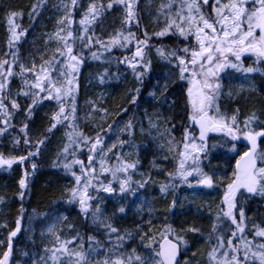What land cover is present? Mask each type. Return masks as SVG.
<instances>
[{"label":"snow or ice","instance_id":"1","mask_svg":"<svg viewBox=\"0 0 264 264\" xmlns=\"http://www.w3.org/2000/svg\"><path fill=\"white\" fill-rule=\"evenodd\" d=\"M45 2L46 0H37V3L31 6L30 19L39 15L38 10ZM173 4H176L174 13H172ZM71 5L73 8L76 7L77 0H71ZM208 5L209 0H178V3L177 0H170L168 4H162L159 10L164 15V26L160 31L153 33V36L176 35L183 39L184 46L166 50L163 45H160L156 47V52L169 63L174 62L173 66L179 70L178 79L186 82V107L189 109L187 114L189 126L184 127L180 141H176L175 137L171 136V131L175 128L174 124L171 129H166V133L170 136L167 140V150L169 153L175 152L174 158L177 163L175 171L167 174L168 182L160 184L159 191L167 195L170 189L176 188L173 181L177 179L181 184H188L192 187L193 185L189 183L190 177L196 179L198 186L214 187L212 175L201 167L203 160L209 155L210 147H216V145L209 146V133L223 134L232 141L243 137L247 142V150L239 155L231 176L227 178L215 217L216 222L229 221L230 229L225 238V235L216 234L218 223H213L212 232L209 233L208 238L211 240L215 236L216 243L208 252V261L209 264H264V242L256 243L257 238L264 241V227L253 225V239L244 238L247 217L241 199L255 196L264 198V149L258 146V140L264 138V124L258 125V130L253 128L251 125L257 119L253 114L245 119L241 127L237 114L230 117L223 115L218 103L222 94L221 74L227 73L228 70L245 74L254 72L264 74V69L259 67L260 64H264V0H227V2L215 0V3L211 5V13L206 14L204 7ZM114 6L124 7L123 24L130 26L135 21L139 26L134 10L135 0H109L106 5L93 0L88 4L79 21L82 32L79 37H76L72 31V9L64 3L58 5L57 7H62L65 11V15L57 21V31L54 33L60 46L53 51L49 59L44 60L41 57L42 62L38 68L35 62L31 67L20 63L18 51L12 50L27 33V29L18 31L21 26L15 22L23 13L11 11L7 16L10 52L6 55H10L11 59L0 60V116L3 117L0 119V135L5 134L12 127L10 120L13 113L20 110L17 100L10 99L8 90L10 79L19 75L24 87L17 95L31 99L25 112L26 119L30 120L36 107L47 100L54 101L58 110L53 112L50 127L46 129V132L51 134L57 125L65 121L69 123L71 131L66 133L68 143L58 154L57 160L53 161V166H62L65 172L70 173L74 179V186L68 189L67 203L78 204L79 212L83 214L86 222L90 221L91 225L98 227L106 236V240L101 241L89 235L85 241L83 235L76 232L70 239H61L60 234L56 232L55 225H52L47 230L48 234L53 237L52 247H45L44 255H41L38 260H33L32 264H181L178 257L182 247L187 250L188 245L185 234L189 232L198 234L201 231L193 225L185 227L186 222L182 223L177 231L171 223L166 222L163 231L157 237L151 230V220H149L146 222L150 226L148 232H142L140 225L135 226V232L145 250L144 254L139 253L136 248L127 251L125 242L132 238L133 233L127 229L121 232L113 222V217L126 214V208L121 205L111 216H106L101 205L95 203L101 199L100 193H105L109 198L119 196L122 200L128 194L134 195L138 189L144 188L152 180L150 175L145 176L144 174H141L144 176L143 179L133 180L132 173L137 169L139 159L129 162L121 156L119 151H114V149L123 148L124 141L106 146L103 136L107 135V132L103 127L95 137H89L77 130L74 124L76 112L74 85L79 67L83 63L82 52L74 51L77 39L84 49L90 50L94 45H99L104 52H110L114 47L127 50L134 42L135 51L132 56L124 57L119 62L127 64L133 70L135 78L141 82L144 75L150 71L151 61L146 59L145 50L149 47L148 42L152 37L146 31L143 39H140L131 31L125 34L123 30H117L109 37L107 43L95 36L94 32L89 34L90 27ZM51 39L52 37H49V40ZM100 54L92 52V59H99ZM246 54L255 57V67L244 66L243 58ZM17 64L18 73L14 71V65ZM101 82L103 83V76H101ZM158 87L160 96L157 97L155 91L150 95L160 100L161 103L174 107L176 101H169L167 95L169 85L167 83L163 86L158 84ZM138 94L139 89H136L130 103H136ZM68 99L72 100L70 108H66ZM100 111L107 115V110L101 109ZM157 119H159V113H157ZM149 123L152 127H156L151 118ZM165 123L171 124V118H168ZM194 127H198V136L195 131H190V128ZM132 128V121L129 120L121 131L131 135ZM111 130L112 125H109L108 131ZM20 132L23 133V144L29 149L34 148L35 151H28L26 155L21 156H5L0 153V168L10 169L14 164H24L40 154L41 146L45 144L46 138L33 142L28 136L27 123L22 125ZM163 135L161 134L162 137ZM13 143L19 145L20 138H15ZM81 145L88 146L87 164L76 158V152L71 153L73 158L68 161L69 149L75 147L80 150ZM161 147L163 148L164 145ZM236 150V144L233 143L231 151ZM61 156L63 160L60 159ZM113 158L115 162L110 163ZM163 159L167 160L168 156L165 155ZM97 163L99 171L95 167ZM75 165L79 166V175L73 170ZM153 166H155V161H153ZM31 167L35 172L37 165L33 163ZM29 175V172L25 170L19 180L18 195L21 201L28 187ZM93 192L96 195H93ZM176 206L177 200L173 199L167 211L172 212ZM20 211L23 214V206ZM137 211H143V208H138ZM61 219L66 220L67 218L62 217ZM15 224L16 228L10 231L6 238V248L0 255V264H10L13 255V238L21 231V218H17ZM0 227L6 228L7 225ZM232 227L235 231H231ZM238 233L239 236H237ZM234 237H237L239 242H234ZM85 243H87V248ZM4 244L5 241H0V246ZM93 256L100 258L92 259ZM184 264H191V262L185 260Z\"/></svg>","mask_w":264,"mask_h":264},{"label":"trees","instance_id":"2","mask_svg":"<svg viewBox=\"0 0 264 264\" xmlns=\"http://www.w3.org/2000/svg\"><path fill=\"white\" fill-rule=\"evenodd\" d=\"M91 2L93 0H77V6L73 8L71 0H46L43 7L38 10L39 15L30 19L31 6L37 3V0H0V60L11 59L10 55H6L10 52L8 45L10 33L7 22L9 12H22L23 15L18 17L15 22L21 26L18 31L27 29L26 35L15 44L12 50L18 51L20 63L31 67L35 62L38 68L42 62L41 57L44 60L49 59L53 51L60 46L54 33L57 31V21L65 15V11L62 7L57 6L64 3L72 9V31L74 36L79 37L82 32L79 21ZM97 2L106 5L109 0H97ZM169 2L170 0H135L134 10L139 26L135 21L130 26L123 24L125 9L122 6H114L90 27L89 34L94 32L95 36L105 43L117 30H123L125 34L131 31L140 39H143V34L146 31L152 37L148 42L149 47L145 50L146 59L151 61V68L144 75L142 82L135 78L133 70L127 64L119 62L124 57L132 56L135 51L134 42L127 50L114 47L110 52H104L99 45H94L90 50L84 49L80 41L76 40L74 51L82 52L83 63L76 75L74 124L77 130L89 137H95L103 127L107 132V135L103 136L107 143L106 146L109 145V142L118 144L119 141H124V147L114 149V151H119L121 156L129 162L139 159V165L132 173L133 180L143 179L144 176L141 174L150 175L152 178L144 188L138 189L134 195H126L122 200L119 196L109 198L105 193L99 194L101 199L95 203L101 205L106 216H111L115 209L121 205L127 210L125 215L113 217L114 226L121 232L127 229L136 234V225L141 226L142 232H148L150 226L146 222L151 220V230L158 237V233L163 230L166 222L171 223L177 231L184 222H186L184 223L185 227L188 225L196 227L198 222H204L202 234L190 232L185 234L189 251L186 252L183 249L180 262L182 259L190 257L188 259L191 264H209L208 261L206 263L202 260L201 253L208 249L206 242H209L210 246L216 243L215 236L211 240L208 238V241L206 237H209L215 222L216 211L214 209L220 205L224 186L235 168L237 158L247 150V147L242 143L243 137H241L235 143L237 150L233 152L231 151L233 142L230 138L224 135L212 136L209 134V146L216 145V147H210L209 155L207 159L203 160L201 167L209 175H212L214 187L193 189L187 184H181L177 179L173 181L176 188L170 189L167 195L159 191L160 184L168 182L167 174L175 171L177 163L174 158L175 152L169 153L167 150V140L170 139V136L166 133V129H171L174 124L175 128L172 129L171 136H174L176 141H180L184 127L189 126L187 120L189 109L186 107L185 93L186 82L178 79L179 70L173 66L174 62L169 63L158 56L156 52V47L160 45H163L166 50L182 48L184 41L172 34L165 37L153 36V33L160 31L164 26V15L160 13V7ZM222 2H227V0H222ZM212 3H215V0H209V5L204 7L206 14L211 13ZM175 11L176 4H173L172 13ZM49 37L52 39L49 40ZM92 52L101 53L99 59H92ZM105 70H107L106 73ZM14 71L19 72L18 64L14 65ZM101 76H103V83ZM27 78L31 79V77ZM225 78L219 105L221 113L229 117L237 114L238 122L242 125L246 118L255 114L257 119L253 122V128L258 130V125L264 124V74L254 77L250 74L244 76L232 72L225 75ZM165 83L169 85L167 92L169 101H176L174 107L163 104L150 95L155 91L159 97L158 84L163 86ZM23 87L19 75L10 79L8 84L10 99L17 100L20 110L13 113L10 120L12 127L5 134L0 135V153L5 156H21L26 155L28 151H35L34 148L29 149L23 144V133L20 132V128L24 123L28 124V136L33 142L43 138H46V142L41 146L40 154L24 164H14L10 169L0 168V198H2L0 226L7 225L6 228L0 227V241H5V244L0 246V255L6 248L8 233L16 228V219L21 218V231L13 238V255L10 261L14 264H32L33 260H38L41 255H44L45 247H52L53 237L42 235L41 231L62 213L67 219L60 221L58 234L61 239H70L76 232H79L85 241L89 235L95 236L101 241L106 240V236L98 227L91 225L90 221L86 222L83 214L79 212L78 204L67 203L68 189L74 186V179L70 173L65 172L62 166H53V161L57 160L58 154L68 143L66 133L71 131L69 123L65 121L57 125L51 134L46 132V129L50 127L53 112L58 110L54 101L47 100L36 107L30 120L26 119L25 112L31 99L17 95ZM136 89H139V94L136 103L132 104L130 101ZM71 105L72 100L68 99L66 108H70ZM101 109L107 110V115L100 111ZM157 113H159V119H157ZM150 118L156 127L150 125ZM168 118H171V124L165 123ZM0 119L3 117L0 116ZM129 120L133 124L131 135L121 131ZM109 125H112L111 131H108ZM190 131H195L198 136V128H193ZM161 134H164L163 137ZM15 138H20L19 145L13 143ZM161 145L164 147L162 148ZM258 146L260 149H264V138L259 140ZM72 152H76V158L87 164L88 146L81 145L80 150L75 147L70 148L68 161L73 158ZM165 155L168 156L167 160L163 159ZM60 159L63 160V156ZM153 161H155V166H153ZM33 163L37 165L35 172L31 167ZM159 169L164 170L160 171ZM25 170L30 175L25 196L21 201L18 195L20 192L19 180ZM73 170L77 175L80 174L78 165H75ZM92 194L96 195L95 192ZM173 199L177 200V206L169 213L167 209ZM21 206L24 209L23 214L20 211ZM244 207L249 217L246 235L253 239V225L264 227V198L260 196L247 198ZM138 208H143V211L138 212ZM196 208L202 212L198 213ZM207 213L209 216L205 217L204 214ZM224 222L230 223L226 220ZM219 228L221 227L218 225L217 235L221 233ZM260 242L263 241L257 238L256 243ZM85 247L87 248V243H85ZM132 248H136L139 253L144 254L145 250L140 244L137 234L130 241L126 240L125 242V250L130 251ZM98 258L100 257H92V259Z\"/></svg>","mask_w":264,"mask_h":264},{"label":"rangeland","instance_id":"3","mask_svg":"<svg viewBox=\"0 0 264 264\" xmlns=\"http://www.w3.org/2000/svg\"><path fill=\"white\" fill-rule=\"evenodd\" d=\"M221 2H222V0H221ZM213 4V3H212ZM204 11H205V8H204ZM206 13V12H205ZM174 49V48H173ZM76 86L74 85V88H75ZM218 103H219V101H218ZM254 124V123H253ZM253 124L251 125L252 127H253ZM241 125V127H243V125L242 124H240ZM194 128H196L197 129V127H194ZM193 128H190V130H192ZM210 135H212V136H223V134H220V133H209ZM243 139V138H242ZM233 143H237L238 141L236 140V141H232ZM107 144V143H106ZM112 144H114L113 142H109V145L108 146H111ZM110 156L112 155L111 153L109 154ZM97 160H99V157H97ZM115 161H114V158H113V160H111L110 161V163H114ZM97 165V169H98V171H99V164L97 163L96 164ZM216 173V172H215ZM189 183L191 184V185H193L191 188H193V189H202V188H208V187H204V186H198V185H196V182H194V179L193 178H189ZM185 186V185H184ZM187 186H188V184H187ZM198 191V190H197ZM186 197V196H185ZM185 197H184V199H185ZM242 199V201H243V207H244V204H245V202H246V200H247V198L246 197H242L241 198ZM189 209V208H188ZM188 209H186V210H188ZM199 208H196V210H197V212L198 213H201L202 212V210H198ZM210 209H212V206H210ZM185 210V211H186ZM215 211H216V214H217V211H218V206H216L215 207V209H214ZM244 210H245V207H244ZM216 214H215V217H216ZM245 214H246V217H247V219H246V222H245V224H246V229H247V227H248V224H249V217L247 216V213L245 212ZM204 216L205 217H208L209 216V213H207V214H204ZM62 217H65V214L64 213H62V214H60V216H57L52 222H50V223H48L43 229H42V233H43V235H46V236H51V235H49L48 234V228L50 227V226H52V225H55V228H56V232H57V234H58V232H59V230H60V221H62ZM237 219L239 220V217H237ZM215 220V219H214ZM216 222V221H215ZM224 222V221H223ZM223 222H216V223H218V225L221 227V228H219V229H221V233L219 234L218 233V235H225V238H227V234H228V232H229V229H230V223H223ZM198 225L196 226V227H198L201 231H200V233H198V234H202V229L204 228V222H198L197 223ZM161 231H163V230H161ZM231 231H235V228L234 227H232L231 228ZM160 232V231H159ZM160 233H158V235H159ZM136 236V234H133L132 235V237H135ZM237 236H239V233L237 234ZM52 237V236H51ZM207 237V241H208V236H206ZM244 238H246V239H249V240H251L252 238H250V237H248L247 235H246V231H245V233H244ZM131 239V238H130ZM130 239H127V240H129L130 241ZM233 240H234V242H239V240H238V238L237 237H234L233 238ZM264 242V241H263ZM206 247H208V249H206L205 251H203L201 254H202V260H204V262H206L207 263V261H208V252L210 251V249H211V247L212 246H210L209 245V242H206ZM188 248H189V245H187V250H185L186 252H188L189 250H188ZM188 258H190V257H188ZM187 257L186 258H184V259H182V261H181V264H184V261L185 260H188V261H190V259H188ZM209 262V261H208ZM10 264H14V263H12L11 261H10ZM15 264H18V263H15Z\"/></svg>","mask_w":264,"mask_h":264},{"label":"flooded vegetation","instance_id":"4","mask_svg":"<svg viewBox=\"0 0 264 264\" xmlns=\"http://www.w3.org/2000/svg\"><path fill=\"white\" fill-rule=\"evenodd\" d=\"M254 61H255V57L252 56L251 54H246L245 58H243V63H244V66H245V67H249V66H253V67H255L256 65H255ZM259 67H260L261 69H264V64H260ZM232 72H235V71H234V70H228L227 73H225V74H221V80H220V83L222 84V87H223V81L226 79V78H225V75H228V74H230V73H232ZM236 73H239V72H236ZM240 74H242V75H244V76L250 74V75H254V77H257L258 75H261L262 73H261V72H254V73H248V74H245V73H240ZM186 88H187V84H186V86H185V93H186ZM221 95H222V94H221ZM220 97H221V96H220ZM219 105H220V99H219ZM220 110H221V109H220ZM197 128H198V127H197ZM242 143H243V140H242Z\"/></svg>","mask_w":264,"mask_h":264},{"label":"water","instance_id":"5","mask_svg":"<svg viewBox=\"0 0 264 264\" xmlns=\"http://www.w3.org/2000/svg\"><path fill=\"white\" fill-rule=\"evenodd\" d=\"M244 144L247 146V142L244 140ZM181 254H182V251H181ZM181 254H180V256L178 257V259L180 260V258H181Z\"/></svg>","mask_w":264,"mask_h":264}]
</instances>
